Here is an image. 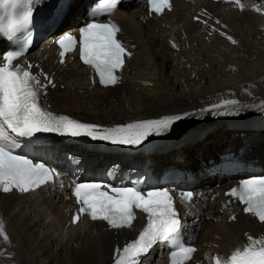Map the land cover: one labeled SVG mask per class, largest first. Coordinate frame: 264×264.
Here are the masks:
<instances>
[{
  "label": "bare ground",
  "instance_id": "bare-ground-1",
  "mask_svg": "<svg viewBox=\"0 0 264 264\" xmlns=\"http://www.w3.org/2000/svg\"><path fill=\"white\" fill-rule=\"evenodd\" d=\"M174 4V10L161 17H148L141 1L114 12L133 56L123 70L122 83L112 88L93 85L89 69L76 58L56 64V49L46 41L42 50L29 52L27 58L54 72L58 84L47 94L52 110L102 126L194 110L170 128L184 130L186 144L171 145L156 158V168L174 164L176 159L179 165L193 166L217 154L228 136L235 143L241 137L252 140L254 155L264 164V131L256 135L249 127L256 115L264 113V0H174ZM86 7L87 0H74L55 32L61 35L76 28ZM227 35L238 43L232 44ZM3 45L0 37V51ZM225 99H231L228 106L203 110ZM240 124L245 128H239ZM210 126L216 131L187 140L198 128ZM109 156L113 155L96 154L95 160L101 166ZM114 159L122 166L134 158L125 154ZM219 183L210 186L213 193L221 190ZM0 209L9 238H0V264H110L114 245L137 232L131 228L116 233L85 220L72 225L74 205L66 188L0 194ZM188 210L185 227L197 239L196 257L205 264L208 256L238 246L245 231L264 234V223L243 214L229 222V216L218 211L216 200L205 206L194 200ZM196 216L199 219L194 221ZM157 256L155 249L143 264H166Z\"/></svg>",
  "mask_w": 264,
  "mask_h": 264
},
{
  "label": "snow or ice",
  "instance_id": "snow-or-ice-1",
  "mask_svg": "<svg viewBox=\"0 0 264 264\" xmlns=\"http://www.w3.org/2000/svg\"><path fill=\"white\" fill-rule=\"evenodd\" d=\"M30 2L31 0H0V12H3L0 15V35L11 38L31 23L32 10L27 7ZM119 2L120 0H105L109 13L116 10ZM148 2L156 14H161L165 8L171 9L169 0ZM119 32L120 28L113 22L88 23L79 30L78 41L72 35H66L57 41L61 48L60 63L65 62L64 57L68 52L78 47L79 59L94 70L99 83L103 86H115L120 81L117 72L123 69L125 57L131 56V52L117 38ZM226 38L234 45L238 43L231 35ZM173 47L176 45L173 44ZM23 54V51L8 53L0 60V192L10 193L15 189L20 193H28L41 189L58 176L55 169H49L42 163H34L17 154L15 149L19 137H32L36 133H59L73 137L88 135L94 140H108L114 144L140 145L153 128H169L172 123L181 119L180 116H175L142 120L94 134L92 130L100 126L83 123L47 109L42 97H46L47 87H55V84L46 74H43V81H47L44 83L29 71L31 64L23 68L19 64L14 65L13 61ZM73 195L79 206L71 217L73 225L87 216L92 221L106 222L111 229H131L137 218L135 210L145 214V226L136 239L116 250L118 258L114 264H143L149 250L161 244L169 247L171 264H185L196 251L181 238L183 225L180 214L167 189H151L145 193L142 188L135 186L115 187L99 182H81L75 184ZM228 195L245 205V213L264 223V176L242 180ZM183 198L191 201L193 194L184 193ZM230 219L236 220L237 217L232 216ZM0 236L4 240L9 239L5 234L2 218ZM216 264H220L219 260ZM227 264H264V236L254 238L247 235V242L227 257Z\"/></svg>",
  "mask_w": 264,
  "mask_h": 264
},
{
  "label": "rangeland",
  "instance_id": "rangeland-1",
  "mask_svg": "<svg viewBox=\"0 0 264 264\" xmlns=\"http://www.w3.org/2000/svg\"><path fill=\"white\" fill-rule=\"evenodd\" d=\"M63 88V87H62Z\"/></svg>",
  "mask_w": 264,
  "mask_h": 264
}]
</instances>
